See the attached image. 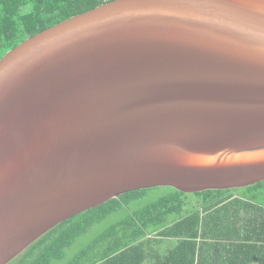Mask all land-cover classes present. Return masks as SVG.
Listing matches in <instances>:
<instances>
[{
	"label": "water",
	"instance_id": "95a60500",
	"mask_svg": "<svg viewBox=\"0 0 264 264\" xmlns=\"http://www.w3.org/2000/svg\"><path fill=\"white\" fill-rule=\"evenodd\" d=\"M264 182V0H112L0 59V264L131 191Z\"/></svg>",
	"mask_w": 264,
	"mask_h": 264
},
{
	"label": "trees",
	"instance_id": "16d2710c",
	"mask_svg": "<svg viewBox=\"0 0 264 264\" xmlns=\"http://www.w3.org/2000/svg\"><path fill=\"white\" fill-rule=\"evenodd\" d=\"M109 1L112 0H0V59L37 33ZM158 189L165 191L154 199L147 198ZM139 202L143 204L129 209ZM111 215H120L118 221L68 254L94 225ZM228 224L239 225L236 239L242 246L234 245L235 250L228 255L217 250L214 254L207 252L202 244L196 248L199 236L202 242L211 237L208 226L224 238L229 234ZM254 229H261L258 236ZM152 232H157L155 243L159 242L157 238L168 237L176 239L179 247H186L185 252L179 247L170 250L161 264H203L205 256H211V261H227L236 253H243L238 256L245 263L260 261V255L264 256L260 247L264 246V182L194 194L171 188L131 191L61 223L9 264H141L149 258L143 251L144 238Z\"/></svg>",
	"mask_w": 264,
	"mask_h": 264
},
{
	"label": "crops",
	"instance_id": "0c3cea01",
	"mask_svg": "<svg viewBox=\"0 0 264 264\" xmlns=\"http://www.w3.org/2000/svg\"><path fill=\"white\" fill-rule=\"evenodd\" d=\"M239 225L236 224H232L229 225L228 224V230H229V234L228 236L224 237V238H220L218 237L219 234H215L212 232L213 227H207V229L209 230V234L211 237H209V239H205L202 242L201 237L199 236L195 241L197 243L196 248L199 247V245L204 246L205 251L207 252H211L214 254V252L219 251L220 253L224 254V255H228L229 251H233V249L235 250L234 245L237 246H242V244H240V242H238V240L236 239L237 236H239L240 232L237 233V230ZM261 230V229H260ZM259 229H254V235L258 236L259 235ZM155 233L157 232H152L150 233V235L145 236L144 241H146L145 246H144V252L145 254L147 253L149 258H145V260H143V262H141V264H161V262H165L164 260H162V258L166 257L168 252L170 250H174L175 248L179 247L178 242L176 239H172V238H157L159 242L155 243L153 241V239L156 238ZM152 241V242H148V241ZM218 244V245H216ZM220 247V248H218ZM236 247V248H239ZM261 248L264 249V246H261ZM182 248V249H181ZM179 250L182 252H185L186 247L184 246H180ZM197 250V249H196ZM244 250V249H242ZM158 254H157V253ZM243 253H236V256L233 257H227V261L223 260V258H221V261H219V259L216 260H212L211 261V256H205V261L203 264H250V262L245 263L242 259V257L238 256V255H242ZM223 255V256H224ZM151 256V257H150ZM161 257V258H160ZM181 264V263H178ZM202 264V263H201ZM252 264H264V256L260 255V261H254Z\"/></svg>",
	"mask_w": 264,
	"mask_h": 264
},
{
	"label": "rangeland",
	"instance_id": "374dc122",
	"mask_svg": "<svg viewBox=\"0 0 264 264\" xmlns=\"http://www.w3.org/2000/svg\"><path fill=\"white\" fill-rule=\"evenodd\" d=\"M164 191H165V189L154 190L153 193H152V195H150L147 198L154 199V198L158 197L160 194H163ZM142 204H143L142 202L135 203L129 209L130 210L136 209V208H138ZM118 216H120V215H118ZM118 216H113V215L108 216L101 223H98V224L94 225L89 230V232H87L83 237H81V239L75 244V246L73 248H71V249L68 250V254L71 255L79 247H81L82 245L86 244L90 240L91 237H93L97 233L101 232L110 223L118 221ZM57 264H60V263H57Z\"/></svg>",
	"mask_w": 264,
	"mask_h": 264
}]
</instances>
